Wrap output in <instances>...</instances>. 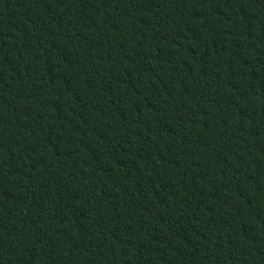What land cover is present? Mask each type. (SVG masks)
<instances>
[{"label": "trees", "instance_id": "obj_1", "mask_svg": "<svg viewBox=\"0 0 264 264\" xmlns=\"http://www.w3.org/2000/svg\"><path fill=\"white\" fill-rule=\"evenodd\" d=\"M0 264H264V0H0Z\"/></svg>", "mask_w": 264, "mask_h": 264}]
</instances>
